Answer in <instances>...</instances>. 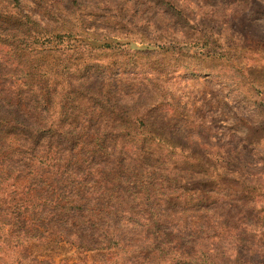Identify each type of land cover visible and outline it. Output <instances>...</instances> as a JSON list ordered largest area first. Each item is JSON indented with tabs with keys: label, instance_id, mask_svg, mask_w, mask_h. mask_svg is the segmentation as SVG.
Returning <instances> with one entry per match:
<instances>
[{
	"label": "rangeland",
	"instance_id": "obj_1",
	"mask_svg": "<svg viewBox=\"0 0 264 264\" xmlns=\"http://www.w3.org/2000/svg\"><path fill=\"white\" fill-rule=\"evenodd\" d=\"M0 264H264V0H0Z\"/></svg>",
	"mask_w": 264,
	"mask_h": 264
}]
</instances>
